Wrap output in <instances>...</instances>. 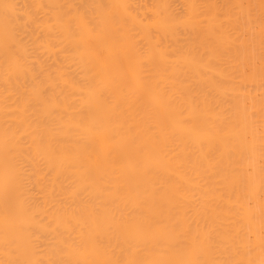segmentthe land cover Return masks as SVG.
Here are the masks:
<instances>
[{
	"label": "bare ground",
	"instance_id": "6f19581e",
	"mask_svg": "<svg viewBox=\"0 0 264 264\" xmlns=\"http://www.w3.org/2000/svg\"><path fill=\"white\" fill-rule=\"evenodd\" d=\"M0 264H264V0H0Z\"/></svg>",
	"mask_w": 264,
	"mask_h": 264
}]
</instances>
